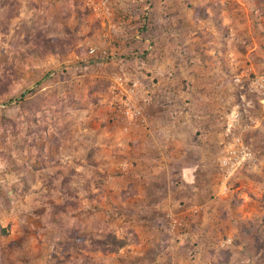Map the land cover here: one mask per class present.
<instances>
[{"label":"rangeland","instance_id":"rangeland-1","mask_svg":"<svg viewBox=\"0 0 264 264\" xmlns=\"http://www.w3.org/2000/svg\"><path fill=\"white\" fill-rule=\"evenodd\" d=\"M0 92V264H264V0H0Z\"/></svg>","mask_w":264,"mask_h":264},{"label":"trees","instance_id":"trees-1","mask_svg":"<svg viewBox=\"0 0 264 264\" xmlns=\"http://www.w3.org/2000/svg\"><path fill=\"white\" fill-rule=\"evenodd\" d=\"M32 27H25V29L22 31V32H24L25 33V36L28 38L29 36H31V35H35V39H37V41L35 42V44H37L39 47H43V44L45 45V46H48L47 44V42L45 43V42H43L44 40L42 39V38H40V37H42L41 36V34H40V30H32V29H34L35 28V25H31ZM32 31L34 32L33 34H32ZM25 37V38H26ZM30 38V37H29ZM38 39H42V41H38ZM41 45V46H40ZM106 86V84L105 85H100V84H98V83H94V84H92L91 85V88H90V91H103V90H105V87ZM4 93V92H3ZM0 94H1V92H0ZM73 231H74V229L71 231V230H67L65 233H67V236H68V244L66 245V247H68V248H70V247H73L74 245H76L77 243H78V241L80 240V239H78V237H76L75 236V234L73 233ZM76 232H77V230H76ZM82 240V239H81ZM99 242V244L101 245V246H103L104 244H106L105 242H103V241H101V240H99L98 241ZM118 242V240L116 239V240H114L112 243H108V245H107V248L109 247V246H111L110 248H112L116 243ZM93 243H96V240L95 241H93ZM98 244V243H97ZM124 246V243L122 242L117 248H120V247H123ZM106 249L104 248V250H102V251H105Z\"/></svg>","mask_w":264,"mask_h":264},{"label":"built area","instance_id":"built-area-1","mask_svg":"<svg viewBox=\"0 0 264 264\" xmlns=\"http://www.w3.org/2000/svg\"><path fill=\"white\" fill-rule=\"evenodd\" d=\"M102 4H105L106 2H107V0H99ZM94 52V48H92V49H90V53H93ZM136 86V83H134L133 84V87H132V89H131V91H134L135 90V87ZM125 109H126V115H128V117H132V116H134V114L135 115H137L139 112L138 111H135L134 112V110L133 111H131L130 110V107H128V103H126L125 104ZM133 114V115H132ZM228 130H229V128H228ZM241 154H244L243 155V158H245L246 157V154L245 153H243V152H240Z\"/></svg>","mask_w":264,"mask_h":264}]
</instances>
